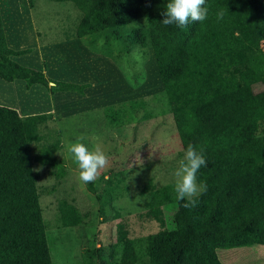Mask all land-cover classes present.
<instances>
[{"label":"trees","instance_id":"16d2710c","mask_svg":"<svg viewBox=\"0 0 264 264\" xmlns=\"http://www.w3.org/2000/svg\"><path fill=\"white\" fill-rule=\"evenodd\" d=\"M51 1L72 3L81 13L67 41L111 33L121 40L122 29L147 20V28L132 31L130 46L139 48L136 55L143 62L153 50L164 91L152 99L108 106L105 118L117 128L141 112L154 118L155 100L158 113L172 118L183 152L192 144L207 162L196 174L207 192L192 208L176 199L174 184L157 188L148 181L142 190L147 212L141 217L156 221L161 229L147 237L140 254L127 225L119 224L112 264H223L222 250L264 246V0H205L207 19L190 21L183 29L161 23L168 0ZM34 2L29 0L31 7ZM220 11L223 19H217ZM31 53L9 46L0 8L2 81H24L27 90L42 85L52 94L84 95L90 88L51 79L16 60ZM52 119L47 113L23 117L0 106V264H54L35 164L57 167L61 140L33 149L46 140L41 128ZM100 179L106 186L104 207H112L122 199L127 174ZM94 185L90 187L96 191ZM59 221L62 228H76L85 223V215L61 201Z\"/></svg>","mask_w":264,"mask_h":264},{"label":"rangeland","instance_id":"374dc122","mask_svg":"<svg viewBox=\"0 0 264 264\" xmlns=\"http://www.w3.org/2000/svg\"><path fill=\"white\" fill-rule=\"evenodd\" d=\"M0 8L9 46L14 50L32 49L31 54L16 58L20 64L45 71L57 81L91 85L80 95L52 94L42 85L27 90L24 81L1 82L7 96L0 95V106L16 109L23 117L46 111L53 115L41 128L46 140L33 146L35 152L61 140L55 154L57 167L35 164V170L39 169L36 172L40 176V200L53 243L54 264H112L119 224L127 225L130 238L143 254L145 240L161 227L156 221L141 217L147 212V198L142 190L149 180L157 188L174 184L172 173L183 156V149L172 118L158 113L155 100L151 101L154 118L141 112L134 121L119 128L108 124L104 109L130 100L152 99L164 91L153 50L143 62L136 55L139 48L134 50L130 46L132 31L147 28V20L122 29L121 40L111 33L85 41H67L81 19V13L72 3L35 0L31 7L29 0H0ZM129 52L132 54L128 56ZM122 54L123 58L116 57ZM93 134L100 137L99 143L108 156L107 167L92 182L96 191L91 189L92 183L78 181L75 165L65 151L69 142L80 137L86 138L83 142L91 149ZM61 169L65 175H61ZM122 173L127 174L122 199L112 207H104L102 196L106 186L100 178L117 180ZM105 176L110 179L106 180ZM61 201L80 209L85 215L82 226L67 229L60 226ZM219 257L223 264H264V246L222 250Z\"/></svg>","mask_w":264,"mask_h":264},{"label":"clouds","instance_id":"9594fccd","mask_svg":"<svg viewBox=\"0 0 264 264\" xmlns=\"http://www.w3.org/2000/svg\"><path fill=\"white\" fill-rule=\"evenodd\" d=\"M205 0H168L165 11L162 13L164 26L176 25L187 28L189 22H202L207 19L208 9L204 7ZM223 11L217 13V19H223ZM80 137L66 145L67 157L75 165L77 179L82 184L96 181L103 169L108 165V156L99 143L100 137L93 134L91 149ZM202 166H207L205 157L199 153L195 146L189 144L179 159L172 175L174 177L173 191L176 199L186 201L183 206L192 208L196 206L197 199L207 192L205 182L197 183V172ZM35 171H39L36 169ZM105 179L110 177L105 176Z\"/></svg>","mask_w":264,"mask_h":264},{"label":"crops","instance_id":"0c3cea01","mask_svg":"<svg viewBox=\"0 0 264 264\" xmlns=\"http://www.w3.org/2000/svg\"><path fill=\"white\" fill-rule=\"evenodd\" d=\"M1 80V79H0ZM1 82H3L2 80L0 81V95H4V96H7V95H5L6 93L4 92L6 89H3L2 87H4L3 85H2V83ZM34 88V87H33ZM32 88V89H33ZM62 93H66V92H62ZM50 111H46V113H49ZM45 113V112H44ZM43 113V114H44ZM27 116H29V115H27Z\"/></svg>","mask_w":264,"mask_h":264}]
</instances>
